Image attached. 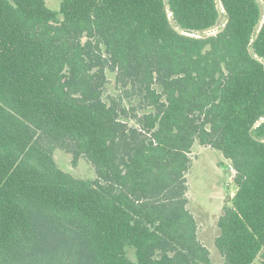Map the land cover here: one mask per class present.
Returning <instances> with one entry per match:
<instances>
[{
	"label": "trees",
	"instance_id": "16d2710c",
	"mask_svg": "<svg viewBox=\"0 0 264 264\" xmlns=\"http://www.w3.org/2000/svg\"><path fill=\"white\" fill-rule=\"evenodd\" d=\"M263 22L264 0H0V264H214L196 146L234 174L223 264H264Z\"/></svg>",
	"mask_w": 264,
	"mask_h": 264
},
{
	"label": "rangeland",
	"instance_id": "374dc122",
	"mask_svg": "<svg viewBox=\"0 0 264 264\" xmlns=\"http://www.w3.org/2000/svg\"><path fill=\"white\" fill-rule=\"evenodd\" d=\"M47 1L52 10L58 11L62 0ZM54 157L58 166L74 177L82 180L96 178L94 168L85 160L73 167L70 154L57 150ZM192 157L194 163L188 175L189 208L198 222L200 239L210 250L214 264H223L215 240L219 235L218 221L236 193L234 174L221 152L196 146ZM253 264H259V261Z\"/></svg>",
	"mask_w": 264,
	"mask_h": 264
},
{
	"label": "water",
	"instance_id": "95a60500",
	"mask_svg": "<svg viewBox=\"0 0 264 264\" xmlns=\"http://www.w3.org/2000/svg\"><path fill=\"white\" fill-rule=\"evenodd\" d=\"M263 24H264V22L262 23L261 28L263 27ZM219 32H220V31H215V32L209 34L208 36L216 35V34H218ZM188 35L191 36V37H195V38H202V37L199 36V35H192V34H188ZM263 122H264V118L261 119L259 122H257L256 125H255V127H258V126H259L261 123H263Z\"/></svg>",
	"mask_w": 264,
	"mask_h": 264
}]
</instances>
